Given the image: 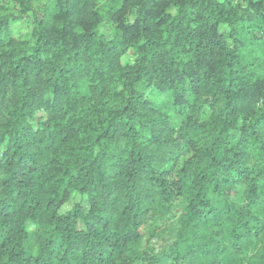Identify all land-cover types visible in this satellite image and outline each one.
Segmentation results:
<instances>
[{
	"label": "trees",
	"instance_id": "obj_1",
	"mask_svg": "<svg viewBox=\"0 0 264 264\" xmlns=\"http://www.w3.org/2000/svg\"><path fill=\"white\" fill-rule=\"evenodd\" d=\"M99 1L0 0V264H264V0Z\"/></svg>",
	"mask_w": 264,
	"mask_h": 264
},
{
	"label": "rangeland",
	"instance_id": "obj_2",
	"mask_svg": "<svg viewBox=\"0 0 264 264\" xmlns=\"http://www.w3.org/2000/svg\"><path fill=\"white\" fill-rule=\"evenodd\" d=\"M108 8V1L107 0H100L99 1V9L102 12L103 16H105V12ZM133 15V9L131 10V13L129 15V18H132ZM30 19V17H26L25 21L20 22V23H12L11 24V31L16 34V35H22L24 37H26L27 32H28V27L26 26V24H28V20ZM26 22V23H25ZM104 28H106V26H104ZM74 201H76V199L72 198L64 207L63 210H68L71 205L74 203Z\"/></svg>",
	"mask_w": 264,
	"mask_h": 264
}]
</instances>
